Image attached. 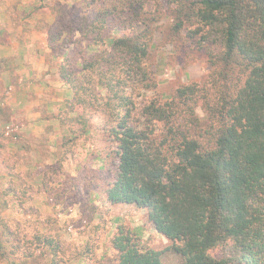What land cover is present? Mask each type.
I'll return each mask as SVG.
<instances>
[{"label": "trees", "instance_id": "16d2710c", "mask_svg": "<svg viewBox=\"0 0 264 264\" xmlns=\"http://www.w3.org/2000/svg\"><path fill=\"white\" fill-rule=\"evenodd\" d=\"M153 1L166 3L174 31L193 26L188 36L210 64L205 84L151 97L139 107L140 119H132V97L121 91L135 82L156 85L144 63L156 27L144 22L109 39V48L78 70L68 57L60 62L57 73L71 92L62 110L93 106L95 91L105 90L98 108L111 121L101 126L114 140L116 158L106 199L144 212L181 264H264V0ZM68 17L56 22L48 47L54 51L62 38L63 48L70 31L96 34L89 42L96 46L106 17L98 24H85L72 11ZM110 244L116 258L106 264H163L160 252L140 247L137 233L124 225ZM215 248L222 250L218 258L210 254Z\"/></svg>", "mask_w": 264, "mask_h": 264}, {"label": "rangeland", "instance_id": "374dc122", "mask_svg": "<svg viewBox=\"0 0 264 264\" xmlns=\"http://www.w3.org/2000/svg\"><path fill=\"white\" fill-rule=\"evenodd\" d=\"M160 2L162 7L153 0H0V5L34 6L28 16L37 19V26L41 24L36 28L45 34L47 46L56 22L62 17L69 21L70 11L85 24H98L100 15L106 17L96 46L89 45L96 36L92 33L83 38L79 32L70 31L71 38L63 48L62 38L58 40L53 51L57 54L53 62L56 71L65 57L78 70L79 63L93 60L99 50L109 48V39L133 33L144 22L156 27L144 62L155 87L142 88L135 82L121 91L132 97V119H140L138 109L143 102L151 97L162 100L182 84L203 85L210 73L207 56L188 36L193 26L174 31L172 14L166 3ZM151 16L152 22L145 19ZM78 79H82L81 74ZM9 84L4 81L0 89L9 90ZM2 93L0 101L6 95ZM68 93L67 100L71 97L69 89ZM95 93L100 95L99 103L91 106L79 102L77 111L64 112L63 108L59 112L60 134L50 145L34 140L31 130L20 132L24 122L21 112L14 107L11 119L12 112L0 104V264L113 262L116 253L110 239L119 225L137 233L140 247L159 251L163 264H181L180 255L168 248L171 242L154 229L144 212L133 204L106 199L105 189L116 170L112 154L115 143L108 129H102L111 121L98 108L105 90L99 88ZM196 113L202 116L199 107ZM159 125L155 127L159 129ZM210 254L218 258L222 250L215 248Z\"/></svg>", "mask_w": 264, "mask_h": 264}, {"label": "crops", "instance_id": "0c3cea01", "mask_svg": "<svg viewBox=\"0 0 264 264\" xmlns=\"http://www.w3.org/2000/svg\"><path fill=\"white\" fill-rule=\"evenodd\" d=\"M30 6L0 5V85L10 83V91L0 89V100L2 90L6 94L0 104L12 112L11 119L13 111L21 112L24 122L20 132L31 130L34 140L50 145L60 134L58 115L69 93L53 63L56 56L38 30L41 24L37 26V19L28 16L35 8ZM33 153L36 158L38 154Z\"/></svg>", "mask_w": 264, "mask_h": 264}]
</instances>
